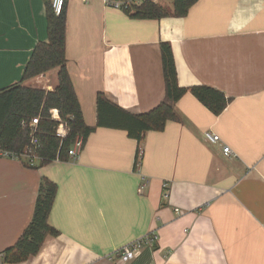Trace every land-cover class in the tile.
Returning a JSON list of instances; mask_svg holds the SVG:
<instances>
[{
  "label": "crops",
  "instance_id": "0c3cea01",
  "mask_svg": "<svg viewBox=\"0 0 264 264\" xmlns=\"http://www.w3.org/2000/svg\"><path fill=\"white\" fill-rule=\"evenodd\" d=\"M47 41L42 0H0V90L21 81ZM162 43L180 87H212L230 102L216 116L185 95L175 105L180 121L146 134L135 169L139 143L98 127V95L133 115L156 108L166 98ZM65 51L84 121L96 130L77 159L28 168L0 157V264L32 221L43 179L57 185L48 221L60 234L16 264H121L116 251L150 234L157 241L129 264H264V0H198L185 17L161 20L69 0ZM58 72L24 86L54 91ZM207 131L232 155L207 143Z\"/></svg>",
  "mask_w": 264,
  "mask_h": 264
},
{
  "label": "trees",
  "instance_id": "16d2710c",
  "mask_svg": "<svg viewBox=\"0 0 264 264\" xmlns=\"http://www.w3.org/2000/svg\"><path fill=\"white\" fill-rule=\"evenodd\" d=\"M46 9L47 42H39L34 48L22 79L19 83L0 90V150L19 155V160L31 168L25 151L31 145L29 130L22 126L35 117H40L38 138L41 147L38 156L40 167L48 166L57 160H69V151L76 138L84 141L96 130L88 127L84 121L82 109L71 80L65 51L67 34V14L69 0H64L61 12L57 14L52 0H42ZM121 2L123 5L132 0H107ZM198 0H174L173 10L151 0L140 4L132 1L125 13L133 19L161 20L167 17H185ZM163 75L166 98L153 110L133 115L114 105L103 94L98 95V127L124 130L128 136L139 143L135 169L142 161L141 143L149 132H163L168 122H179L180 116L175 105L185 95L191 93L213 114L220 116L227 108L230 99L215 88L197 86L182 88L171 45L161 44ZM58 69V86L54 91L24 86L30 79ZM58 109L64 120H68L69 133L65 139L56 137L57 122L51 119L50 111ZM73 120H72V119ZM57 195V185L43 179L34 208L32 221L17 243L3 254V263L16 264L38 254L48 236H59V232L50 226L49 215Z\"/></svg>",
  "mask_w": 264,
  "mask_h": 264
},
{
  "label": "built area",
  "instance_id": "2783aa9c",
  "mask_svg": "<svg viewBox=\"0 0 264 264\" xmlns=\"http://www.w3.org/2000/svg\"><path fill=\"white\" fill-rule=\"evenodd\" d=\"M133 3L136 1H143V0H132ZM132 1L130 3H127L123 5L121 2H110L106 0V3L116 9L125 10L130 8V6L133 4ZM153 2H158L160 0H151ZM64 0H52L53 7L57 14L61 12L62 6H63ZM136 4V3H135ZM125 12V11H124ZM51 119L55 122H57V127L55 128L56 137L60 139H65L69 133V123L68 120H64L61 116V113L58 109H52L50 111ZM72 119V118H71ZM73 120V119H72ZM41 122V118L35 117L29 122H23L22 126L29 130L31 135V145L27 150L25 151L24 158L27 159L30 166L37 165L38 162L41 161V159L38 156V149L41 147L40 145V139L38 138V132H39V124ZM205 141L209 144H218L222 147L223 153L226 156L232 155V150L229 146L225 145L221 139V137L211 131H207L204 135ZM85 145L84 138L81 136H78L71 147L69 151V157L71 159H77L82 152ZM0 157L1 158H8L13 160H19V155L13 152L0 150ZM165 187L168 185L165 184ZM144 186L141 187L143 189ZM166 197H168V193L165 194ZM157 241L156 234H150L142 239L136 240L135 242H132L119 250L116 251V255L119 257V261L121 264H129L133 260L137 258L139 255V252L144 244L152 246L154 242Z\"/></svg>",
  "mask_w": 264,
  "mask_h": 264
},
{
  "label": "rangeland",
  "instance_id": "374dc122",
  "mask_svg": "<svg viewBox=\"0 0 264 264\" xmlns=\"http://www.w3.org/2000/svg\"><path fill=\"white\" fill-rule=\"evenodd\" d=\"M167 9H171V10H173L172 8H167Z\"/></svg>",
  "mask_w": 264,
  "mask_h": 264
}]
</instances>
